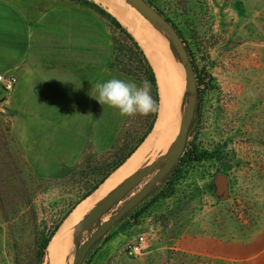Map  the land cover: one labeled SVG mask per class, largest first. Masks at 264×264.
<instances>
[{"label": "rangeland", "instance_id": "374dc122", "mask_svg": "<svg viewBox=\"0 0 264 264\" xmlns=\"http://www.w3.org/2000/svg\"><path fill=\"white\" fill-rule=\"evenodd\" d=\"M6 1L15 9L0 7V75L16 77L6 66L23 58L31 65L33 59L47 58L57 64L61 52H67L72 62L74 79L67 80L65 92L56 88L40 97L28 90L18 100L17 81L10 92L0 85V264H49L47 251L54 237L63 231L72 235L74 225L94 205L170 147L150 152L135 172L105 192L113 173L74 208L79 220L65 223L74 210L66 217L44 253L40 236L52 230L69 202L77 201L79 186L113 149L130 141L134 128L143 131L147 115L122 116L94 99L96 83L112 78L137 82L110 67L114 50L121 65H132L125 51L118 52L120 36L106 19L73 0ZM144 1L174 27L194 71L197 97L187 153L91 248L82 264H264V0ZM40 42L49 50L39 53ZM178 66L183 72V111L187 82ZM36 105L47 108L36 113L42 120L14 132L11 120L22 124V111ZM140 237L146 240L147 253L127 257L126 246ZM73 252L71 246L62 256L71 260Z\"/></svg>", "mask_w": 264, "mask_h": 264}, {"label": "water", "instance_id": "95a60500", "mask_svg": "<svg viewBox=\"0 0 264 264\" xmlns=\"http://www.w3.org/2000/svg\"><path fill=\"white\" fill-rule=\"evenodd\" d=\"M137 12L143 16L151 28L161 31L167 39L172 54L183 68L187 87L185 94V107L180 118L176 136L166 154L159 155L153 162L139 168L123 184L109 192L100 202L94 205L83 218L74 225L70 235V245L74 248L70 264H82L91 248L98 243L128 212L138 206L152 191V189L164 179L178 163L184 152L189 127L191 125L197 97L196 80L192 65L184 45L176 33L174 27L152 6L144 0H130ZM152 178L123 206L109 218L101 222L115 205L136 188L146 177ZM85 239L80 243L81 239Z\"/></svg>", "mask_w": 264, "mask_h": 264}, {"label": "bare ground", "instance_id": "6f19581e", "mask_svg": "<svg viewBox=\"0 0 264 264\" xmlns=\"http://www.w3.org/2000/svg\"><path fill=\"white\" fill-rule=\"evenodd\" d=\"M94 1L106 7L135 36V39L139 41L140 46H142L154 71L158 75L159 82V108L154 130L152 129V134L137 149L135 154L106 181L104 190L108 192L127 176L135 172L144 157H147L146 155L152 151H164L172 144L171 142L176 136L183 113V72L180 70L179 63L176 59L174 60L178 65L173 62L172 53L170 54L171 47L164 34L161 31L151 28L148 21L137 12L134 4L130 0ZM159 68L162 69L161 72H159ZM77 220H79V210L75 209L70 219L65 223L72 224ZM63 230H65V226ZM70 233L60 232L58 237H54L51 241L47 251L49 264H70L71 260L66 255L62 256L65 250L71 248L69 241Z\"/></svg>", "mask_w": 264, "mask_h": 264}, {"label": "trees", "instance_id": "16d2710c", "mask_svg": "<svg viewBox=\"0 0 264 264\" xmlns=\"http://www.w3.org/2000/svg\"><path fill=\"white\" fill-rule=\"evenodd\" d=\"M73 1L84 7H88L93 11L94 14H96L100 18L106 19L110 23L112 28L117 32V34H119L120 39L117 44L120 46V48L118 52L122 53L125 51L127 53L128 61L131 62L132 66L130 67L121 65V58L115 54L117 50H114V55L112 57L110 67H116L119 72L127 75L128 77H131L139 83L147 81L151 86L150 95L156 102L157 106L155 111L147 114V117L145 118V124L142 128L143 131L137 132V130H135L134 128L131 131L136 133H134V137L131 136L130 141H123L113 149L111 156L96 168L95 172L90 175L88 180H85V182L82 183L83 185L79 186L82 194L80 197H78L77 201L74 203L69 202V204L66 205V209L63 212L62 217L56 222L52 230L48 234L40 236L39 246L42 247L44 253L50 241L58 231L60 225L74 210V208L84 199L93 194L99 188V186H101L118 168H120L131 157V155L140 146L144 139L149 135L155 123L159 107L158 86L155 73L149 61L147 60L141 46L135 40V38L128 32L126 27H124L118 21V19L102 4L97 3L94 0ZM185 153H187V147H185L183 154ZM201 157H204V154L199 155L194 159H200Z\"/></svg>", "mask_w": 264, "mask_h": 264}, {"label": "crops", "instance_id": "0c3cea01", "mask_svg": "<svg viewBox=\"0 0 264 264\" xmlns=\"http://www.w3.org/2000/svg\"><path fill=\"white\" fill-rule=\"evenodd\" d=\"M6 7L4 9L10 8L11 10H14V5L6 0H0V7ZM17 8V7H16ZM18 9V8H17ZM19 10V9H18ZM20 11V10H19ZM21 13V12H20ZM23 19L24 16L22 15ZM25 21V19H24ZM25 23H27L25 21ZM29 27V25H28ZM30 30V27H29ZM31 31V30H30ZM42 43V42H40ZM43 49L49 50L48 44L42 43L41 49L38 48L39 53ZM26 49H29L26 47ZM25 49V50H26ZM40 49V50H39ZM61 58H59L58 63L56 64L53 62L51 58H47L44 62H50L44 63L40 60L33 59V64L31 65L29 62H27L24 58L18 62V64H14L13 66H6V68H10L8 70H14L16 73L17 78V96L18 100H24V94L29 90L34 92L35 94H38L37 96L43 97V96H50L49 91L51 89H59L60 91H66L70 84H67V80H70L71 77H73V69H72V62H68V59L65 57L67 55V52H61ZM49 57V56H48ZM67 60V61H66ZM52 63H55V68L52 67ZM67 63L69 64L70 68L67 66ZM7 70V71H8ZM79 69H77V75L80 77V73L78 74ZM8 74V73H6ZM71 76V77H70ZM16 88V89H17ZM44 91V92H43ZM49 93V94H48ZM20 98V96H22ZM62 95V94H61ZM63 96V95H62ZM20 98V99H19ZM43 109H47L45 107H39L33 106L32 108H27L26 110L22 111V115L24 118H22L23 123L22 124H16L14 123V120H11L12 128L14 132H22L21 129H29V126L25 125L32 121H39L42 120V116L39 117V115H36V113L40 114L43 113ZM41 111V112H40ZM19 121V117L16 118V122ZM20 123V122H19Z\"/></svg>", "mask_w": 264, "mask_h": 264}, {"label": "clouds", "instance_id": "9594fccd", "mask_svg": "<svg viewBox=\"0 0 264 264\" xmlns=\"http://www.w3.org/2000/svg\"><path fill=\"white\" fill-rule=\"evenodd\" d=\"M147 81L137 83L112 78L95 84L96 97L100 105H107L118 110L122 116L147 115L156 109V102L150 95Z\"/></svg>", "mask_w": 264, "mask_h": 264}, {"label": "built area", "instance_id": "2783aa9c", "mask_svg": "<svg viewBox=\"0 0 264 264\" xmlns=\"http://www.w3.org/2000/svg\"><path fill=\"white\" fill-rule=\"evenodd\" d=\"M16 77L12 74L0 75V85L3 90L10 92L13 90L16 84ZM148 251V245L143 237L138 238L134 242L128 244L125 248V254L127 257L136 258L141 256Z\"/></svg>", "mask_w": 264, "mask_h": 264}]
</instances>
